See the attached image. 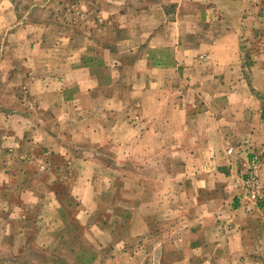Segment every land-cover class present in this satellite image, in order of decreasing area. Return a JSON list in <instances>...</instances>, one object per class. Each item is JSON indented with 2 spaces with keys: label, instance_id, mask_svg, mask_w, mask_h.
Returning <instances> with one entry per match:
<instances>
[{
  "label": "crops",
  "instance_id": "crops-1",
  "mask_svg": "<svg viewBox=\"0 0 264 264\" xmlns=\"http://www.w3.org/2000/svg\"><path fill=\"white\" fill-rule=\"evenodd\" d=\"M66 1L0 0V264H264L219 155L246 140L264 182V0H80L64 31ZM181 71L248 90L168 94Z\"/></svg>",
  "mask_w": 264,
  "mask_h": 264
},
{
  "label": "rangeland",
  "instance_id": "rangeland-1",
  "mask_svg": "<svg viewBox=\"0 0 264 264\" xmlns=\"http://www.w3.org/2000/svg\"><path fill=\"white\" fill-rule=\"evenodd\" d=\"M73 2L74 0H67L64 4L61 3L60 13L62 14V12H64L65 14L63 13L64 16L62 17L61 15L58 16L61 18L58 21V23L59 25L64 26L62 27L64 28L62 29L64 31H65V22L68 25L69 21H71L70 18H73L74 15H76L77 17H83V15L86 14L87 12L86 10L87 6L85 3H83V1L78 0L77 2H74V3ZM27 5H29V3ZM46 37H49L58 43L63 42L62 40L63 36L59 37L60 39L56 37V34L55 35L49 34ZM245 43H247L248 45H246L245 47L247 50H244L242 58L244 61V66L250 67V64H253L254 60L259 57L258 53L259 51L262 50V47L264 46V34L261 36L257 35L253 37L251 40L245 41ZM200 58L204 59V58H207V56L203 55V56H200ZM244 73H245L246 80L248 81V83H252V82L254 83L253 78L252 76H249L248 71H245ZM179 75L181 76L182 79L186 76L185 83L183 84L182 80H180L177 83H180L181 86L176 85V84L174 85L169 84L168 86H170V88L168 89V91L170 93L168 94H178V92L172 91L173 88H175V90L179 89L180 93H183L185 91V92H188L189 94L191 93L199 94V90H202L203 94H226V93H232V92H234V94H238V93H241L243 90H248V88L246 87L247 85L246 82L244 84L235 83L234 90H232V86H230V88L228 89L227 84L222 81L223 78H221V80L219 79L218 81H215L216 83H211V86H210L209 84H207L208 81H205V77H203L201 79L203 81L200 82V80L199 79L196 80L194 75H192L191 73H184L183 71H181ZM1 79L2 77L0 75V80ZM112 89L115 90V88H112ZM128 92L129 91H127V89H124L123 91L124 94H128ZM255 92L256 93L252 92V94H264V92H259V91H255ZM134 93L135 94H163L162 92H159V90L153 91L149 88L148 90L137 89V90H134ZM108 94H112V91L110 93L108 92ZM241 140L242 138L239 139L237 137V140H235L234 143L233 142L229 143L227 146L223 147V149L220 150L219 155L222 157L226 155L230 159L233 158L234 156H238L240 160L244 161L243 165L236 170L237 173L235 172L236 173L235 181L238 186V191L240 192L237 198L240 201V203H242L245 207L252 209V208L258 207L263 202L255 204L247 200L246 198L247 194L251 190V188L248 186V181H249L248 178L249 176H251V174H254L257 176L259 182L264 186V182L260 175V171L262 168L263 155L259 153L257 150H255L254 148H252L251 145L246 142V140L244 141H241ZM230 150H232L231 153H229ZM180 164L181 163H178L176 165L169 164L170 170L172 172L179 170L180 168H182ZM34 246H32L31 248H34ZM40 248L44 249L42 247ZM106 256L108 258L110 257V255L108 254H106ZM140 259H141L140 264H148V261L145 257H142ZM73 261L76 264L77 261L76 260H73ZM121 261L124 264H131L130 262L132 261V259H130V256H128L127 258L124 257L123 259H121ZM150 263H153V262H150Z\"/></svg>",
  "mask_w": 264,
  "mask_h": 264
},
{
  "label": "built area",
  "instance_id": "built-area-1",
  "mask_svg": "<svg viewBox=\"0 0 264 264\" xmlns=\"http://www.w3.org/2000/svg\"><path fill=\"white\" fill-rule=\"evenodd\" d=\"M232 150L229 151L231 153ZM248 186L251 188L247 194V200L251 203L264 202V186L259 182L256 175L251 174L248 178Z\"/></svg>",
  "mask_w": 264,
  "mask_h": 264
}]
</instances>
